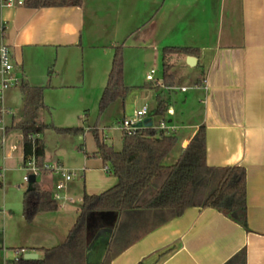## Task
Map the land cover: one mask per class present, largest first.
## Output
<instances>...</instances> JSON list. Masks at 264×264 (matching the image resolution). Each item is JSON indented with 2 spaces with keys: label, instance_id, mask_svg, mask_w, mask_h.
Returning a JSON list of instances; mask_svg holds the SVG:
<instances>
[{
  "label": "crops",
  "instance_id": "obj_1",
  "mask_svg": "<svg viewBox=\"0 0 264 264\" xmlns=\"http://www.w3.org/2000/svg\"><path fill=\"white\" fill-rule=\"evenodd\" d=\"M18 1L0 11V20L7 26L5 41L21 85L44 88L47 109L39 113L42 121L38 122L47 124L42 117L48 114L60 125L82 107L87 89L98 76V81L108 77L106 65L120 46L125 86L150 89L157 101L147 74L160 58L163 66L165 48H188L195 54H173L169 59L174 91L162 90L164 99L173 104L178 127L173 161L203 126L207 164L246 170L248 231L217 210L191 207L147 232L146 226L133 229L124 241L114 244L108 264H225L243 249L247 264H264V0H83L79 7L37 10ZM177 65L188 74L191 87L179 86ZM156 78L162 80L157 71ZM69 93H76L77 101L66 110ZM152 96L149 93L146 99ZM179 96L183 106L190 107L185 120L178 118ZM124 108L128 114L118 124L137 112L129 104ZM156 110L157 103L152 115L160 116ZM0 148L5 166L2 140ZM96 151L85 153L84 165L77 169L82 171L80 177L67 184L62 193L67 200L59 203V211L41 212L28 223L22 212L16 220V215L7 214L4 199L0 264H13L7 259L9 249H24L43 259L41 250L62 244L75 224L80 207L70 205L77 200L81 206L85 194L100 195L117 185ZM38 187L51 194L55 191L52 184ZM22 200L23 195L21 205ZM116 219L114 214L102 213L89 218L85 264L104 263ZM92 222L96 227L89 230Z\"/></svg>",
  "mask_w": 264,
  "mask_h": 264
},
{
  "label": "trees",
  "instance_id": "obj_2",
  "mask_svg": "<svg viewBox=\"0 0 264 264\" xmlns=\"http://www.w3.org/2000/svg\"><path fill=\"white\" fill-rule=\"evenodd\" d=\"M83 0H23L29 9L53 7H79ZM173 54L193 55L188 48H165L163 50L162 80L165 86H173ZM157 93V114L165 111L162 89ZM24 115L13 129L22 135V167L32 157L43 170L46 147L42 139L33 141L30 137L42 135L48 129L58 133L80 135L83 128H59L38 122L39 113L47 109L43 102L44 88L22 86ZM128 88L124 84L123 48L116 47L106 87L99 103L103 114L119 99H124ZM12 130V127L9 128ZM97 145L96 156L103 162V168L117 178L114 187L100 195L83 196L79 215L66 240L51 249H42L43 259L13 264H85L88 246L87 227L94 214L117 216L113 243L107 251L103 264H108L114 244L124 241L137 227L155 228L173 218L181 216L188 208L214 209L248 231L247 224V175L243 167H211L206 159V130L200 127L189 144L183 149L178 161L164 165V161L176 149L179 139L174 134L159 132L152 127L139 130L133 136H122V149L113 151L94 131ZM34 191L23 194L22 213L31 223L41 212H57L59 203L50 192L36 186ZM150 226V227H149ZM141 235L131 238L124 248L136 242ZM225 264H247L246 249L241 250Z\"/></svg>",
  "mask_w": 264,
  "mask_h": 264
},
{
  "label": "rangeland",
  "instance_id": "obj_3",
  "mask_svg": "<svg viewBox=\"0 0 264 264\" xmlns=\"http://www.w3.org/2000/svg\"><path fill=\"white\" fill-rule=\"evenodd\" d=\"M151 64V63H150ZM112 62L106 65V70L110 71ZM155 70L157 71V77L162 76V61L161 58L155 64ZM176 74L179 78V86L191 87L188 80L189 76L183 70L181 66H176ZM152 69V68H151ZM52 71V70H51ZM108 71V73H109ZM151 71V70H150ZM107 73V75H108ZM104 74L105 71H104ZM104 76V75H103ZM146 79V78H145ZM99 80V76H98ZM93 82L92 86L87 89L86 97L84 98V104L82 107L76 109L75 113L71 117H65L62 119L60 125H57L54 120L48 115H43V120L47 124H54L55 126L64 128H77L82 127L84 129L83 135H73V134H63L58 133L53 129H48L44 133V144L46 146V155L43 161V165L49 167H55L59 165L57 162L63 163V167L68 170H77L84 165L85 153L93 155L97 150L96 141L94 138V131L96 130L99 134L100 139L113 150L120 151L122 149V132L119 128L118 120L124 114H128L127 108L124 105L129 104L130 110L139 111L145 105L148 107V114L152 115L156 107V97H154V92L150 89L144 87L141 88H128L127 94L124 99H119L115 103L111 104L108 109L100 114L99 103L104 88L107 84L108 77L100 81ZM105 80V81H104ZM22 83L17 87L10 89L6 93V104L10 107L14 113L13 117H8L6 119V124L8 126L7 130V143L4 148V153L7 155V161L4 166L3 153L0 148V232H2L4 226L3 201L6 199V209L7 214L11 212V215H16L13 219H21L22 205L21 198L22 195L28 189V183L24 182V177L27 175H33L30 169H24L22 167V135L21 132L12 128L14 122L21 120L24 110V98L22 91ZM153 94L152 97L146 99L147 94ZM192 93V90L188 92ZM69 100L65 103V109L69 110L70 107H75V102L77 101L76 93H69ZM183 96V95H182ZM182 96L177 97L178 99V118L179 120L187 119L186 111L190 107H184L182 102ZM130 102V103H129ZM60 110V109H59ZM74 110V109H73ZM80 110V111H77ZM198 113V112H197ZM61 114V113H60ZM191 114V112H190ZM153 116V115H152ZM191 116L190 118H193ZM189 118V119H190ZM153 125L157 126L161 121L160 116H153ZM37 121H42L39 119ZM12 123V124H11ZM3 135L0 133V142ZM107 137V138H105ZM13 148H15L14 151ZM176 156L174 151L168 158L165 159L164 165L169 166L174 164L173 157ZM5 168V170H4ZM37 182L36 186L41 184H52L55 186L57 182L54 177L52 178L48 172L39 171L36 175ZM80 179H77L79 181ZM72 209H77L80 207L79 201H75L73 205H70ZM12 221V220H11ZM96 224L90 223L89 230L95 229ZM7 238H12L11 234L7 232ZM11 242V241H10ZM15 257V250L9 249L7 252V259L12 260Z\"/></svg>",
  "mask_w": 264,
  "mask_h": 264
},
{
  "label": "built area",
  "instance_id": "obj_4",
  "mask_svg": "<svg viewBox=\"0 0 264 264\" xmlns=\"http://www.w3.org/2000/svg\"><path fill=\"white\" fill-rule=\"evenodd\" d=\"M18 5H23V0L18 1ZM14 6V0H0V11L5 8H12ZM6 23L0 20V131L3 134L2 145L3 148L7 143V130L8 126L6 124V119L8 117L14 118V113L10 107L6 104V93L17 87L21 83V77L16 73L15 63L13 60V53L10 46L5 41L6 33ZM146 80L151 82L155 87H159L163 91L172 92L174 89L172 87H167L164 85L161 79L156 78V70L152 69L146 76ZM182 91L185 92L186 88H182ZM165 100V99H164ZM165 111L161 117V121L157 126L152 125L151 127L156 129L159 132H164L166 134H174L178 137L177 130L178 127L174 123L175 111L171 101L165 100ZM152 116L148 114V107L145 106L141 110L137 111L132 117L123 118L119 123V128L124 135L133 136L139 130L148 128L145 123L146 120L151 119ZM141 124V125H140ZM33 141L39 140L40 135H34L30 137ZM179 138V137H178ZM13 148L12 151H14ZM24 169H30L33 175H37L39 171L50 172L53 177L57 179L55 184V191L52 194L53 200L57 203L67 200L66 197L62 194L66 190V186L69 182L74 180L77 177H80L82 171L78 170H68L61 165L55 167L43 166V170L39 169L36 165L35 158L32 157L26 163ZM30 175L24 177V182H29ZM27 253L24 249H18L15 251V257L13 262H18L23 259L24 255Z\"/></svg>",
  "mask_w": 264,
  "mask_h": 264
},
{
  "label": "water",
  "instance_id": "obj_5",
  "mask_svg": "<svg viewBox=\"0 0 264 264\" xmlns=\"http://www.w3.org/2000/svg\"><path fill=\"white\" fill-rule=\"evenodd\" d=\"M145 123L149 127H151L153 125V122L151 121V119L146 120ZM36 182H37L36 176L35 175H30L29 182H28V189H27L28 192L34 191L36 189V187H35ZM23 259L26 260V261H35V260L39 259V256L36 253H26L24 255Z\"/></svg>",
  "mask_w": 264,
  "mask_h": 264
}]
</instances>
